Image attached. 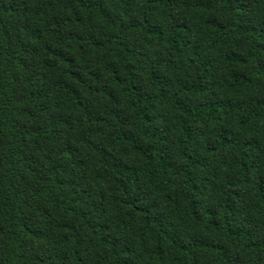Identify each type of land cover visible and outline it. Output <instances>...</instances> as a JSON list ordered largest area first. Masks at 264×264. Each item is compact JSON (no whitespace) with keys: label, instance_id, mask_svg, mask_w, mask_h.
Masks as SVG:
<instances>
[{"label":"trees","instance_id":"trees-1","mask_svg":"<svg viewBox=\"0 0 264 264\" xmlns=\"http://www.w3.org/2000/svg\"><path fill=\"white\" fill-rule=\"evenodd\" d=\"M0 264H264V0H0Z\"/></svg>","mask_w":264,"mask_h":264}]
</instances>
